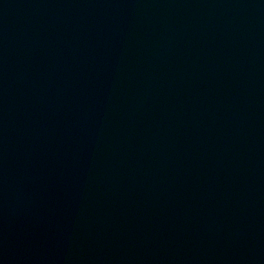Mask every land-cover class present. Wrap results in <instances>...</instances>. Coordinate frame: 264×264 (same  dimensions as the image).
I'll return each instance as SVG.
<instances>
[{
    "label": "water",
    "instance_id": "1",
    "mask_svg": "<svg viewBox=\"0 0 264 264\" xmlns=\"http://www.w3.org/2000/svg\"><path fill=\"white\" fill-rule=\"evenodd\" d=\"M0 264H264V0H0Z\"/></svg>",
    "mask_w": 264,
    "mask_h": 264
}]
</instances>
